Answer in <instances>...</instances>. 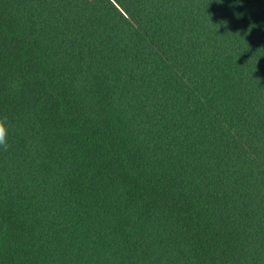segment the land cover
<instances>
[{
  "label": "trees",
  "instance_id": "trees-1",
  "mask_svg": "<svg viewBox=\"0 0 264 264\" xmlns=\"http://www.w3.org/2000/svg\"><path fill=\"white\" fill-rule=\"evenodd\" d=\"M0 264H264V0H0Z\"/></svg>",
  "mask_w": 264,
  "mask_h": 264
},
{
  "label": "clouds",
  "instance_id": "clouds-1",
  "mask_svg": "<svg viewBox=\"0 0 264 264\" xmlns=\"http://www.w3.org/2000/svg\"><path fill=\"white\" fill-rule=\"evenodd\" d=\"M8 121L6 118H0V148H3L5 151L8 148Z\"/></svg>",
  "mask_w": 264,
  "mask_h": 264
}]
</instances>
